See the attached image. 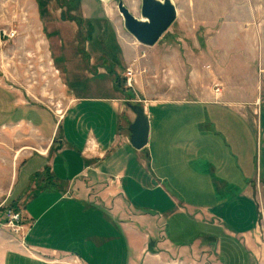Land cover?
I'll return each instance as SVG.
<instances>
[{
    "label": "rangeland",
    "instance_id": "obj_1",
    "mask_svg": "<svg viewBox=\"0 0 264 264\" xmlns=\"http://www.w3.org/2000/svg\"><path fill=\"white\" fill-rule=\"evenodd\" d=\"M123 1L134 15L141 16L142 0ZM173 1L178 11L175 20L148 46L126 30L118 0H0V264H29L25 255L30 253L23 242L24 201L13 195L15 181L31 153L45 152L54 158L70 118L66 111L80 112V103L70 107L79 96L109 94L116 98L110 103L124 111L122 131L127 135L136 117L130 103L142 105L148 114L157 102L176 107L182 101L200 100L217 107L245 108L248 113L240 112L256 126L229 127L227 134L217 138L226 142L233 136L238 144L235 134L239 131L244 138L245 133L244 145L261 155L264 174V0ZM92 108L101 110L89 105L83 112ZM257 125H261L258 131ZM174 151L169 174L177 186L174 197L179 210L184 200L196 203L210 198L205 194L214 184L208 167L204 169L206 180L200 177L202 182H198L199 175L184 173L183 147ZM215 157L226 170L235 164L228 145L215 148ZM47 173L35 175L38 188L53 183ZM90 177L79 178L74 185L77 195H88L96 206L119 210L118 221L136 216L127 183L111 175ZM185 189L198 193L187 194ZM256 205L258 220L250 235L256 242L261 239L259 246L264 251L263 192L257 193ZM14 212L21 213L20 222L12 216ZM189 216L177 215L173 223L165 219L169 223H162L160 229L155 223H122L130 248L128 263L264 264V258L257 262L256 253L253 257L245 246L244 235H224V230L241 233L240 229L228 223L216 225L221 228L186 223ZM135 224H141L143 238L136 236L131 243L130 233H140ZM203 231L217 234L224 245L231 241L229 255L237 260L223 258L219 245L190 247ZM52 257L59 261H49L77 264L69 254ZM126 261L127 257L121 264Z\"/></svg>",
    "mask_w": 264,
    "mask_h": 264
},
{
    "label": "crops",
    "instance_id": "obj_2",
    "mask_svg": "<svg viewBox=\"0 0 264 264\" xmlns=\"http://www.w3.org/2000/svg\"><path fill=\"white\" fill-rule=\"evenodd\" d=\"M114 100L116 98L109 94L79 96L70 107L80 103V112L78 109L72 113L66 111V118H70L66 127H63L62 140L56 144L54 158L39 151L31 153L22 163L13 195H20L18 199L22 197L20 200L24 201L23 222L26 230L22 239L30 253L25 255L29 264H59L56 262L59 261L58 257H52L57 254H69L77 264H121V260L126 257L125 264H134V261L128 263L130 248L127 245V231L122 223H130L131 226L132 223H155V228L160 229L162 223H173L177 215L185 213L191 214V221L186 223H211L207 226L215 227L228 223L240 229L241 233L234 230L227 233L224 230V235H244L245 246L253 257L256 253L257 262L262 261L264 251L259 246L261 239L258 238L256 242L250 235L258 220L256 196L257 193H264L261 155L259 158L254 151L245 147L244 132V138H241L239 131L235 134L238 144H235L233 136V141L229 139L226 142H219L217 138L223 132L226 133L229 127H255L240 112L246 109L217 107L214 102L200 100L182 101L176 107L170 106V103L157 102L148 114L149 142L144 148L135 149L130 142L131 132L127 135L122 131L121 120L125 113L111 105L110 102ZM89 105L101 110L92 108L88 113L83 112ZM258 128L261 125H257V131ZM223 145H228L236 158L235 164L231 163L228 170L220 160L217 163L215 157V148ZM180 147H183V172L199 175L198 182H202L201 178H207L204 169L208 167L211 173L209 179L214 184L210 191L214 192L206 193L205 196L210 198L200 199L196 203L184 200L178 210L175 206L179 203L174 197L177 186L169 174L172 166L169 160L175 156L174 149ZM47 170L53 183L45 189L38 188L35 175ZM87 174L93 178L111 175L121 179L123 184L127 183V196L137 206L130 205L137 220L132 215L129 219L131 222L123 218L118 221L115 216L119 215V210H109L99 203L96 206L92 199H87L88 195H77L74 185L78 184L82 175ZM185 190L187 194L198 193L193 189ZM145 202L149 207L145 206ZM140 225L135 224L139 228V235L131 230L135 228H129L132 231L131 243L137 239L136 236L143 238ZM198 235L199 238L190 246L193 249L219 245V251L216 250L222 253L223 258L237 260L229 255L231 241L224 245L213 232L203 231ZM235 242L240 240L235 239Z\"/></svg>",
    "mask_w": 264,
    "mask_h": 264
},
{
    "label": "water",
    "instance_id": "obj_3",
    "mask_svg": "<svg viewBox=\"0 0 264 264\" xmlns=\"http://www.w3.org/2000/svg\"><path fill=\"white\" fill-rule=\"evenodd\" d=\"M118 10L123 17L126 30L141 44L152 46L175 20L178 11L173 0H142L141 16L134 15L123 0H118ZM135 113L130 124V142L136 149L144 148L149 142L150 118L140 104H129Z\"/></svg>",
    "mask_w": 264,
    "mask_h": 264
},
{
    "label": "built area",
    "instance_id": "obj_4",
    "mask_svg": "<svg viewBox=\"0 0 264 264\" xmlns=\"http://www.w3.org/2000/svg\"><path fill=\"white\" fill-rule=\"evenodd\" d=\"M69 193V192H67ZM14 216V219L17 220V222H20L21 221V213L20 212H14L13 215Z\"/></svg>",
    "mask_w": 264,
    "mask_h": 264
}]
</instances>
